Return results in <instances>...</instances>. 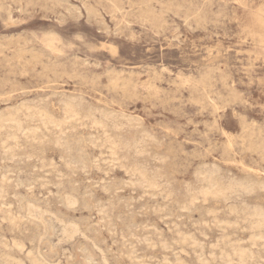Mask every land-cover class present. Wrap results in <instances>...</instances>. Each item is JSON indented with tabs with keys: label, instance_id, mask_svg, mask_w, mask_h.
<instances>
[{
	"label": "rangeland",
	"instance_id": "374dc122",
	"mask_svg": "<svg viewBox=\"0 0 264 264\" xmlns=\"http://www.w3.org/2000/svg\"><path fill=\"white\" fill-rule=\"evenodd\" d=\"M263 185L264 0H0V264H264Z\"/></svg>",
	"mask_w": 264,
	"mask_h": 264
},
{
	"label": "bare ground",
	"instance_id": "6f19581e",
	"mask_svg": "<svg viewBox=\"0 0 264 264\" xmlns=\"http://www.w3.org/2000/svg\"><path fill=\"white\" fill-rule=\"evenodd\" d=\"M56 21V20H55ZM62 93V92H61ZM57 102V101H56ZM79 102V101H78ZM69 103V102H68ZM109 111V110H108ZM107 111V112H108ZM73 112V111H72ZM125 114V113H124ZM123 115V114H122ZM128 117V116H127ZM114 118V117H113ZM10 119L11 120H14L15 119V117L14 116H10ZM111 119V118H110ZM134 122V121H133ZM136 124V123H135ZM98 125V124H97ZM112 125V124H111ZM25 130V129H24ZM143 131V130H142ZM8 140V139H7ZM155 140V139H154ZM109 141V140H108ZM117 142V141H116ZM2 144V143H1ZM108 144H110V143H108ZM98 149V148H97ZM161 163H162V161H161ZM144 177V176H143ZM206 178H208V177H206ZM206 178H204V180L206 179ZM212 181H214V180H212ZM260 185V184H259ZM264 186V185H263ZM260 187H262V186H260ZM259 187V188H260ZM204 188V187H203ZM251 189V188H250ZM198 190V189H197ZM222 190H221V188L220 187H216V188H214V190H213V192L214 193H218V192H221ZM203 193V192H202ZM207 193V192H206ZM214 196V195H213ZM195 198V197H194ZM204 199V198H203ZM194 200V199H193ZM75 203V202H74ZM29 205V204H28ZM31 206H33V205H31ZM28 207V206H27ZM26 207V208H27ZM35 208H37V207H35ZM37 214V213H36ZM30 216V215H29ZM258 217V216H257ZM69 224V223H68ZM73 225V224H72ZM75 225H76V223H75ZM61 226V225H60ZM64 226V225H63ZM52 227H54V226H52ZM67 227V226H66ZM76 227V226H75ZM51 228V227H50ZM77 232V231H76ZM80 232V231H79ZM62 233H64V234H68L67 233V231L66 230H63L62 229ZM45 234V233H44ZM60 235V234H59ZM58 235V236H59ZM71 237V236H70ZM183 239V238H182ZM51 248V247H50ZM52 249V248H51ZM36 253H39V252H36ZM39 255V254H38ZM40 256V255H39ZM42 258V257H41ZM33 259V258H32ZM34 263L35 264H41L40 263V261H38L37 259H35L34 260ZM4 264H23L21 261H19V260H15V259H8L7 261H5V263ZM87 264H89V262L87 263Z\"/></svg>",
	"mask_w": 264,
	"mask_h": 264
}]
</instances>
